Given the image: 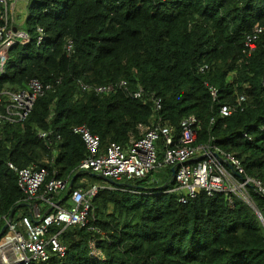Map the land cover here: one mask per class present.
Masks as SVG:
<instances>
[{
    "label": "trees",
    "instance_id": "16d2710c",
    "mask_svg": "<svg viewBox=\"0 0 264 264\" xmlns=\"http://www.w3.org/2000/svg\"><path fill=\"white\" fill-rule=\"evenodd\" d=\"M28 5L24 31L31 41L10 50L0 95L28 90L32 80L50 88L24 122L4 121L0 127V232L5 217L14 213L17 220L20 208L25 215L29 211L9 163L46 168L41 193L55 178L77 176L72 189L88 186L80 184L83 177L101 180L77 173L87 156L82 136L74 133L79 126L99 136L103 147L126 146L132 134L140 138L139 125L161 118L178 134L181 121L196 116L202 126L197 144L214 137L242 161L248 176L264 182V35L249 59L243 54L247 36L264 27V0H29ZM3 10L0 5V26ZM122 81L125 87L104 94L81 87ZM140 89L144 95L134 98ZM240 97L241 106L224 117L221 107L237 105ZM2 98L0 114H6L8 97ZM40 132L49 138H40ZM157 146L162 160L163 139ZM166 170L164 180L155 178L157 171L103 189L91 222L98 232L66 229V256L42 264H264V225L251 206L236 199L233 210L224 194L204 192L183 204ZM250 192L264 217V197ZM70 195L67 190L57 200L66 204ZM92 238L104 261L90 258Z\"/></svg>",
    "mask_w": 264,
    "mask_h": 264
},
{
    "label": "built area",
    "instance_id": "2783aa9c",
    "mask_svg": "<svg viewBox=\"0 0 264 264\" xmlns=\"http://www.w3.org/2000/svg\"><path fill=\"white\" fill-rule=\"evenodd\" d=\"M17 2L18 0H0L4 9L1 14L3 25L0 26V75L5 70L10 50L17 44L26 45L31 41L30 35L19 29L15 18ZM38 32L40 44L44 40V30L39 28ZM262 35L264 27H257L247 36L243 51L245 61L255 52ZM68 50H72V42H69ZM126 85L125 81L119 85L95 87L81 83L83 91L94 90L97 94L109 93L117 86ZM49 88H45L39 80H32L28 90L4 92L2 95L8 97L9 104L6 106V114H0V127L4 121L12 124L24 122L38 98ZM211 94L215 99L218 95L217 89L212 87ZM2 95L0 104L3 102ZM143 95V89L133 94L134 98H141ZM244 100V97H240L237 105L222 106L221 114L224 117L233 115ZM156 106L157 110H161L160 99L156 100ZM138 130L140 138L132 134L126 146L110 143L103 147L100 137L92 134L88 127L74 128V133L82 136L87 149V156L79 165L77 173L87 172L120 182L142 180L160 169L174 168L177 187L173 191L180 195L179 201L183 204L202 192L208 197L224 194L229 207L234 210L236 199L256 208L251 190L264 197V182L248 176L242 161L217 145L214 137L197 144L202 126L196 116L183 119L178 134L173 127L164 124L161 118L151 125H139ZM39 136L48 139L50 134L40 132ZM162 139L165 151L160 160L157 144ZM49 145L52 148L51 143ZM57 155L53 151L52 164L55 163ZM9 167L18 176V185L25 194L23 202L29 211L28 215L22 214L17 220L13 218L9 221V217L4 218L8 229L0 239V264H42L49 262L54 256L63 258L68 251L62 241V234L66 229L78 227L98 232L91 226V222L97 219L95 199L103 189H112V186L88 184L86 187L72 189L70 178H55L46 184L41 193V188L49 176L46 168L31 166L19 169L13 163H9ZM67 190L71 193L70 201L61 205L57 199ZM88 246L91 259H106L94 238L89 241Z\"/></svg>",
    "mask_w": 264,
    "mask_h": 264
},
{
    "label": "rangeland",
    "instance_id": "374dc122",
    "mask_svg": "<svg viewBox=\"0 0 264 264\" xmlns=\"http://www.w3.org/2000/svg\"><path fill=\"white\" fill-rule=\"evenodd\" d=\"M28 4H29V0H18V2L16 4L15 18H16L17 22L19 23V26L22 29V31L26 30L25 19H26V13L28 11V6H29ZM1 73H2V71H1ZM167 172L168 171L166 169H160L155 174V178L164 180L167 177ZM89 181L91 182V184H97V185H100V186H110L111 185L110 183H108V182H106V181H104L102 179L101 180L97 179V178H90ZM24 211H25L24 208H20L18 210L16 216L17 217L21 216Z\"/></svg>",
    "mask_w": 264,
    "mask_h": 264
},
{
    "label": "water",
    "instance_id": "95a60500",
    "mask_svg": "<svg viewBox=\"0 0 264 264\" xmlns=\"http://www.w3.org/2000/svg\"><path fill=\"white\" fill-rule=\"evenodd\" d=\"M171 171H172L173 178H175V176H176V170H175L174 168H172ZM90 174H91V173H90ZM91 175L94 176V177L97 176L96 174H91ZM99 177H100V176H99ZM76 178H77V176H75V177L71 180V182H70V188H73L74 183H75V181H76ZM101 179H103L104 181L110 183V184L113 185V186H117V187L120 186V184H118V183H117L116 181H114L113 179L104 178V177H101ZM253 209H254L255 213L257 214L259 220H260V221L262 222V224L264 225V218H263V216H262V213H261L258 209H256V208H253ZM13 217H14V213H12V214L9 216V221L12 220ZM7 229H8V224H5V226L2 228V230H1V232H0V239H1V238L3 237V235L6 233Z\"/></svg>",
    "mask_w": 264,
    "mask_h": 264
},
{
    "label": "crops",
    "instance_id": "0c3cea01",
    "mask_svg": "<svg viewBox=\"0 0 264 264\" xmlns=\"http://www.w3.org/2000/svg\"><path fill=\"white\" fill-rule=\"evenodd\" d=\"M91 175V174H90ZM94 177V176H92ZM103 180V179H102ZM84 182V184H91V182L89 181V179L87 177H83L80 181V184H82ZM106 185V184H105ZM111 186V185H110ZM106 187V186H103ZM23 214V213H22Z\"/></svg>",
    "mask_w": 264,
    "mask_h": 264
}]
</instances>
